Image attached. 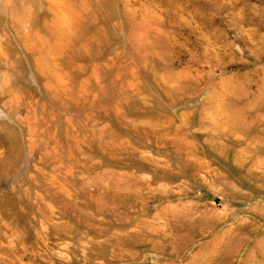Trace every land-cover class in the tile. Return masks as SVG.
<instances>
[{
	"label": "rangeland",
	"instance_id": "374dc122",
	"mask_svg": "<svg viewBox=\"0 0 264 264\" xmlns=\"http://www.w3.org/2000/svg\"><path fill=\"white\" fill-rule=\"evenodd\" d=\"M0 264H264V0H0Z\"/></svg>",
	"mask_w": 264,
	"mask_h": 264
}]
</instances>
